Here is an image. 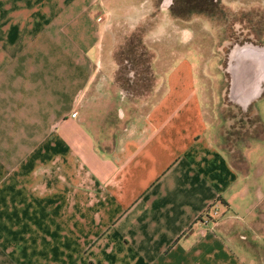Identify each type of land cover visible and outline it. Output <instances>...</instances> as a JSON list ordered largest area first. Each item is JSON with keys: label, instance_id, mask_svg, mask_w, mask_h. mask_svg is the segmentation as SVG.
I'll return each mask as SVG.
<instances>
[{"label": "crops", "instance_id": "0c3cea01", "mask_svg": "<svg viewBox=\"0 0 264 264\" xmlns=\"http://www.w3.org/2000/svg\"><path fill=\"white\" fill-rule=\"evenodd\" d=\"M169 8L0 0V264H264V44L232 43L223 90L211 77L217 110L246 113L221 128ZM154 12L144 102L116 81L112 26Z\"/></svg>", "mask_w": 264, "mask_h": 264}, {"label": "rangeland", "instance_id": "374dc122", "mask_svg": "<svg viewBox=\"0 0 264 264\" xmlns=\"http://www.w3.org/2000/svg\"><path fill=\"white\" fill-rule=\"evenodd\" d=\"M160 4L170 6L169 14L188 20L185 38L188 37L190 51L199 49L204 55L199 61L195 60L196 69L198 66L204 72L201 91L204 104L213 112L216 120L220 121L221 128L228 129L232 118V124L237 127L232 131H238L242 122H245L243 116L246 113L230 108L223 99L217 110L219 106L212 95L211 77H219L214 82L223 90L226 79L221 69L232 43L251 41L264 44V9L255 5L246 7L245 0H157L158 8ZM159 15L162 17L158 12V19ZM153 19H156V12L131 32L127 31L128 27L117 25V22L112 26L117 36V40L113 42L117 63L116 81L125 95L144 102L152 99L156 82V74L153 72L154 53L144 42V34L153 28ZM198 38L202 41L198 42ZM160 44L163 45V42Z\"/></svg>", "mask_w": 264, "mask_h": 264}, {"label": "built area", "instance_id": "2783aa9c", "mask_svg": "<svg viewBox=\"0 0 264 264\" xmlns=\"http://www.w3.org/2000/svg\"><path fill=\"white\" fill-rule=\"evenodd\" d=\"M97 20H100V18H98ZM206 219H207V217H206ZM206 221V220H205Z\"/></svg>", "mask_w": 264, "mask_h": 264}]
</instances>
